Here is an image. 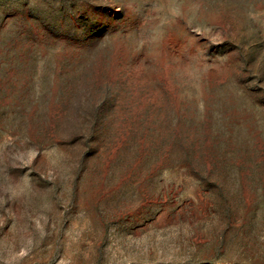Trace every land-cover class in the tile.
I'll list each match as a JSON object with an SVG mask.
<instances>
[{
	"label": "rangeland",
	"instance_id": "obj_1",
	"mask_svg": "<svg viewBox=\"0 0 264 264\" xmlns=\"http://www.w3.org/2000/svg\"><path fill=\"white\" fill-rule=\"evenodd\" d=\"M0 264H264V0H0Z\"/></svg>",
	"mask_w": 264,
	"mask_h": 264
}]
</instances>
